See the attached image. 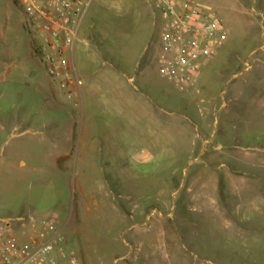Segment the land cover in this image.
<instances>
[{"label":"rangeland","instance_id":"1","mask_svg":"<svg viewBox=\"0 0 264 264\" xmlns=\"http://www.w3.org/2000/svg\"><path fill=\"white\" fill-rule=\"evenodd\" d=\"M192 1L228 35L179 90L163 76L148 0H93L74 48L77 89L45 72L21 2L0 0V222L19 243L20 218H55L89 264H264V0ZM66 136L73 158L53 162ZM228 171L235 224L212 227V180L225 197Z\"/></svg>","mask_w":264,"mask_h":264},{"label":"built area","instance_id":"2","mask_svg":"<svg viewBox=\"0 0 264 264\" xmlns=\"http://www.w3.org/2000/svg\"><path fill=\"white\" fill-rule=\"evenodd\" d=\"M162 21L163 76L176 88L194 85L201 63L222 47L228 32L211 9L192 0H148ZM38 36L39 62L59 88H77L79 81L72 51L93 0H19ZM0 145V155L2 153ZM38 239L19 243L11 228L0 222V264H83L66 246L55 221L42 219ZM51 233L50 236H47Z\"/></svg>","mask_w":264,"mask_h":264},{"label":"crops","instance_id":"3","mask_svg":"<svg viewBox=\"0 0 264 264\" xmlns=\"http://www.w3.org/2000/svg\"><path fill=\"white\" fill-rule=\"evenodd\" d=\"M72 54H73V57H74V49L72 51ZM0 79L3 80V77H0ZM54 100H55V102H58L55 97H54ZM1 128L2 127H0V130H1ZM52 146H53L52 147V151L49 154V157H50V159L53 162H59V161L64 162V161L68 160L70 157L73 158V155H74V144H73L72 140L69 139V136H66L61 141L56 140L55 143H53ZM219 178H220V176L216 175V176L213 177V180H212L210 209L212 211H214V212H212V216L215 217V215H216V218L212 217L210 224H211L212 227H216L217 226V228L219 226L220 227H224V225H226V224L229 227L230 226H234V224H235L234 222L235 221H232L233 220L232 217H234V218L236 217V216H234V215H236V213H235L236 207H235L234 202H232V200L230 199V197L232 198L234 196L235 192H238V190H239V189H236V185H235L237 176L235 175V173L230 172V171L225 172L222 175L223 184L225 185V187H224L225 190H224V193H223L225 195V197H221V195H220L219 185H218L219 180H220ZM133 192L134 191L130 190L129 193L133 194ZM119 193L122 194V192H119ZM224 199H225V201H224ZM139 207L140 206H138V208ZM196 209L200 210V211H202V210L204 211V210L208 209V205H204L202 203H198V205L196 206ZM229 210L231 211L230 214L227 213ZM233 210H234L235 214L233 213ZM203 211H202V213H203ZM50 220L55 221L56 224H57L58 229L62 230V227H61L60 222L58 220H56L55 218H51ZM24 221L25 220L23 218H20V227H18L21 230L20 231L21 232V237H22L21 243L22 244H27L33 239H38L39 241H42V239L38 235V231L40 230V226L37 225V224H35L36 225L35 227L32 226V223H37V222L34 221L32 218H30L28 221H25V222ZM201 221L203 223V220H201ZM6 224H8L9 227H10V223L6 222ZM198 225H202V224H198V221H196V226H198ZM203 226H207V223H204ZM214 231H216V230H214ZM162 234H165V232L163 231ZM50 235H51V233H48L47 236H50ZM198 238H200V236H197V240H196L197 242L199 241ZM211 238H212V240H211V251L216 256H219L218 252H220L221 248L216 247V245L213 244L214 237L212 236ZM226 240H227V238H226ZM174 241L177 242L175 237H169V242L170 243H172V242L174 243ZM68 243H69V241L67 240L66 241V246L68 248H70ZM173 245L175 247V250L173 252L170 251V253L168 254V258H170V259H172L174 257L173 255H175L176 250L178 251V249H179V248H177L179 246H177L176 244H173ZM224 247H222V248H224ZM123 257H125V256L121 255L118 258H116L115 261L120 259V258H123ZM131 260L132 261L130 263L124 262V264H138V260L137 259L134 258V259H131ZM83 264H89V261L84 259ZM154 264H165V261L162 259V261L154 262ZM167 264H169V261H167Z\"/></svg>","mask_w":264,"mask_h":264}]
</instances>
